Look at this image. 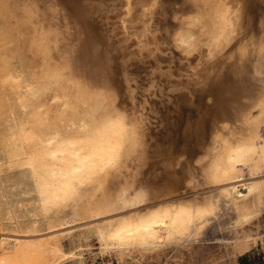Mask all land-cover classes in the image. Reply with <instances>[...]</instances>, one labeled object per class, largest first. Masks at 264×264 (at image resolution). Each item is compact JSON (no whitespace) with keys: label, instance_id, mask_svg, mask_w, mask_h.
Instances as JSON below:
<instances>
[{"label":"bare ground","instance_id":"1","mask_svg":"<svg viewBox=\"0 0 264 264\" xmlns=\"http://www.w3.org/2000/svg\"><path fill=\"white\" fill-rule=\"evenodd\" d=\"M40 1L42 4L43 0ZM73 3L88 32L86 45L95 48L98 45L95 31L92 32L90 27V17L97 13L103 19L106 16L116 20L115 29L123 34L124 43L132 40L134 44L148 47L152 44L149 42L152 41L154 17L164 0H75ZM252 3L254 0H184L185 6L176 7L174 12L186 16H178L179 23L173 27L172 37L180 45H185V50H194V29L198 27L207 40L210 54L222 49L226 51L231 40L243 28ZM109 12L114 15H108ZM198 32L201 34V31ZM51 35L47 34L49 38ZM43 43L46 42L39 45L43 46ZM175 46L178 47L177 44ZM95 48L86 56V60L79 57L86 62L85 71L95 68L92 83L74 80L70 88L67 86L65 68H53L51 65L45 67L36 78V75L30 77L23 68H11L4 75L0 74L3 76L0 77V86L2 84L9 89L7 92L12 93L8 113L0 128V173L5 171L14 180L15 187H20L28 197L27 212L31 218L29 226L20 227L22 218L20 220L19 215L7 209V219L16 226L10 229L2 217L3 204L6 203L0 199V264H58L68 257L73 258L76 253L66 252L57 238L67 231V225L79 218L81 220V217L97 221L93 224L103 252L117 253L121 258L137 254L140 260L141 257L154 256L172 247L178 255L174 256V261L164 264H218L216 261L213 263L208 255L200 258L202 249L199 247H202L200 242L203 238L200 237L206 223L217 213L223 200L229 202V207L235 212L236 234L226 244L233 258L237 260L240 255L249 252L259 239L264 243V232L244 231L247 222L264 207V98L261 89L256 94L243 77L244 82L237 83V79L236 86H231V82L227 86L219 85L220 93L215 97V107L211 112L203 110L198 120L190 122L187 127L188 131L202 135L207 116H211L209 122L212 128H206L210 131L207 132L210 140L197 151L194 165L187 171H181L178 165L184 162V156L172 155L166 162V182L157 184L148 180L144 186L135 188L133 183H126V180V184L120 183L122 186L119 188L120 185H117L119 189L111 192L113 186L108 189V185L113 173L131 166L128 164L130 158L143 163L146 148L130 116L128 118L125 111H119L108 96L110 91L106 88L110 81V60L108 54L97 52ZM254 50L252 44L242 45L240 57L249 58L255 53ZM255 51L258 53L255 70L262 75L264 46ZM204 52L198 56H204ZM81 60L78 59L77 64L83 66ZM243 60L247 62V59ZM203 69L202 64L197 63L195 69L191 70L192 75L199 78L198 83H206ZM3 87L0 89L4 90ZM248 97H253V103L248 101ZM115 175H118L117 172ZM130 177L131 173L128 175ZM207 213L212 214L202 216ZM77 225L80 227L79 222ZM43 230L48 233L44 235L45 232L41 233Z\"/></svg>","mask_w":264,"mask_h":264},{"label":"rangeland","instance_id":"2","mask_svg":"<svg viewBox=\"0 0 264 264\" xmlns=\"http://www.w3.org/2000/svg\"><path fill=\"white\" fill-rule=\"evenodd\" d=\"M74 1L75 0H43L41 4L40 0H0V68H2L0 69V74L4 75L5 71L10 70L11 68H23L30 77L33 78L36 75L34 77L36 78L42 74L44 69H46L47 67L49 68L51 65V67L53 68L54 66L55 68L56 66H60L58 68H65V76H68V78H66L68 80L67 86L70 88L74 84L71 83L74 82V80H80L82 82L90 83L92 78L94 79L93 76L95 73V68L91 69V71L89 72L85 71L86 65L84 64L86 62L82 61L80 58L85 57L86 60V56L90 55L94 51L95 47H92L93 45H86L85 43L88 40V32L86 31V27L82 18H80V16L75 11L73 3ZM32 2L36 4H33ZM37 2H39V5H37ZM43 3L45 4L43 5ZM27 4L29 5L26 6ZM164 4L159 7L158 12L154 17V20L156 21L153 20L154 23L152 29L154 30L151 33L152 41L149 42L152 43L153 46L152 44H150L148 47H142L136 43L134 44L132 40L124 43L122 41V38H124L123 34H119L117 32L118 30L115 29V19H111L106 16L103 19L99 17L97 13L90 17V27H92V32L95 31V38L98 39V45L95 49L97 52H103L105 55L108 54L107 56L109 58H107L110 60L108 61L109 66L111 67L109 76L110 81L107 84L106 88L108 91H110V93H108V96L111 100H113V104L120 109H118L119 111H125L124 113L128 118L130 116L129 119L130 121H132L131 123L135 125L134 127L137 129L139 135H141L139 136L140 140L142 141V143L144 142V148H146L144 150L146 154L144 159L146 160L143 159V163L134 160L135 158H133V160H131L130 158L128 164L132 167L126 166L127 169L126 167L122 168L125 169L124 171H116L118 175H115L116 172L113 173L110 179L111 183L109 182L110 186L108 185V189L113 186L110 189L111 192L117 191L122 186L120 183H133L135 188H140L144 186V184L148 182V180H152L157 184L166 182L168 176L166 162L172 155H175L177 157L184 156V162L178 165L180 167L177 166L181 171H187L191 165H194L196 163L197 151H199L201 146H203L208 140H210V135L209 133H207L210 131H208L207 129L212 128V126H210L211 122H209L211 121V116H207V125L205 126L207 129L204 128V132L202 135H200V133L198 134L195 131H193L194 133L188 131L187 127L190 122L197 121L204 111L211 112V109L215 107L214 100L220 93L219 85L223 84L227 86L228 83L230 84L231 82V86L234 84V86H236V82L238 83L240 81H243L244 78L245 83L251 85L256 94L262 91V95L264 98V73L262 72V75H260L261 72L255 70L258 61V53L255 50L259 49L261 45L264 46V0H254L251 9L247 12L243 28L236 34L235 38L231 40V43L228 45L230 47H227L226 51L225 49H222L211 54L210 51H208V45L206 44L207 40L202 33V30L198 27L195 28V26H192L193 28H195L193 38L196 40V48L194 50H185V45H180L174 39V37H172L173 27L179 23L178 16L180 15L174 11L175 9H177L176 7L180 8L185 6L184 0H164ZM51 6H54L53 8H51L53 11L50 9ZM34 10H36V13ZM24 11L28 12L25 13ZM47 11L49 14L47 13ZM180 11L182 12L183 10ZM27 14H29L30 16ZM44 14L48 17L49 20L44 16ZM51 15L54 18L56 17L57 20L55 21L54 18L51 17ZM108 15L113 16L114 14L112 12H109ZM27 16L30 17V19H28ZM43 16L49 22H45L47 20L44 19ZM180 16L184 18L186 15ZM38 17L44 20L41 21L40 19H38ZM34 19H38L40 22ZM110 25L113 26L110 27ZM37 27L39 28V32ZM47 27L49 28V30ZM51 27L52 31L50 30ZM40 28L42 30H40ZM43 28H45V30ZM197 29H199L198 31H201V34H198L200 32H198ZM51 33L54 36L55 34L59 36L54 37L51 35ZM58 33H60L61 35L63 34V36H60V34ZM47 34L48 36L51 35L50 38L52 39H50ZM107 35H109V37H107ZM203 39L205 41H203ZM50 41L53 43H50ZM175 41L178 47L175 46ZM42 42L46 43H43V46H40L39 44H41ZM51 44H53V46H51ZM124 44L126 45L125 47ZM244 44H252L255 48L254 52L256 53V56L255 53H253L249 58H244L243 56H241V58V48L242 45L245 46ZM200 45L202 48L200 47L199 50L202 53H200L198 50V47ZM155 48L156 50H154ZM238 49L239 51H237ZM233 51L235 53H233ZM203 52L204 56H198L203 55ZM237 52L240 54L238 55ZM222 54L224 55L222 56ZM74 58H76V60H74ZM239 58L240 61H238ZM78 59L81 60V62H84L82 63L83 66L77 64ZM243 59H247V62H245ZM69 60L70 63H67L69 62ZM63 61H65L66 64H63ZM250 61H252L251 65ZM197 63H201L202 68H204L202 70V74H204L205 76L206 83H198L199 78L195 75H192L193 71L191 70L195 69ZM244 63L246 65H244ZM240 64L242 66L244 65L243 68ZM67 65L71 67H68ZM237 67L239 69H237ZM3 68H5L6 70ZM1 70H3V72ZM171 73L173 74L172 77ZM71 74L73 77L71 76ZM1 75L0 77H3ZM71 78L73 81L71 80ZM81 78L84 80H82ZM1 79L2 78H0V80ZM85 80H87L88 82ZM93 81L94 80H92V82ZM257 82L259 83V85H261L259 86ZM176 85L179 87H176ZM0 87H3L2 84ZM3 88L4 90L0 89V128L1 126H3L2 122L4 121V118L8 113V105L10 104L12 96V93L10 91L7 92L9 89L7 90V88L5 87ZM1 90L4 92H1ZM228 92L229 95L230 91ZM112 94L113 98H111ZM248 99L250 103H253V97H248ZM189 100H192L193 102H190ZM116 102L118 105L116 104ZM186 130L188 131V133ZM190 136L194 139H191ZM131 161L133 162V164ZM133 166L136 168H134ZM119 172H121L122 174H120ZM129 172L131 173L130 178H128V175L130 176ZM114 175L115 177H113ZM122 175L124 177H122ZM132 175H134L135 177H133ZM135 178L136 180H134ZM130 179L132 180V182ZM116 182L119 184H117ZM117 185H120L118 186L119 188H117ZM0 199H3L6 203L3 204L4 208L2 211L4 213H2L4 215L2 214V217L4 218L3 221L4 223H6L7 227L10 226V229L16 227L11 224L9 219H7V209H11L14 213H16L17 216L19 215L18 217H20V220L22 218L20 227H26L30 225L31 218L27 212V203L29 201L28 197H26L22 193L20 187H15L14 180H12L5 171L0 173ZM222 202L223 203H221L220 207L217 210V213L206 223L203 229L204 232L200 237L201 239L203 238V241L200 242V245L202 247H199L202 249V252L199 253L200 258H202L203 255H208L210 256L211 260L214 261L213 263H215L216 261V263L219 262L218 264H223V262L224 264H264V243L262 239H259V242L255 246H253L249 252L240 255L237 260L233 258L226 244L236 234V219H234L235 212L231 207H229V202L225 200H223ZM9 205L10 207L12 205L13 206L10 208ZM257 215H255L256 217L254 216L255 218L253 217L251 219L252 221L250 220L249 222H247L244 227V231H246L247 233L256 231H259L261 233L264 232V207L262 208V210H260V213H257ZM81 218V220L79 218L76 221L72 222V224L69 225H72L71 227L67 225L65 231H70H66L65 233H63L65 237L62 233L59 234L58 237L60 239L57 238V242H59L60 244L62 243L61 246L64 247V250L66 252H74V254L76 253V255H74L75 257L73 256V258L68 257L62 261L63 263L61 262L58 264H164L167 261H174L175 257L178 255V252L174 251L172 247L165 248L160 252L155 253V257L153 256V254H150L147 255V257H141L140 260V256H138L137 254H133L132 256L126 255L127 257L125 256L121 258L117 253L112 254L105 251L104 253L102 250V245H100V238L98 237L95 231V225L93 224V222L97 221L84 217ZM5 219H7V221ZM78 222L80 223V227L77 225ZM76 226H78L79 229H77L78 227ZM74 227L76 229H74ZM41 233L46 235L48 231L43 230L41 231ZM173 252L177 253L174 254Z\"/></svg>","mask_w":264,"mask_h":264},{"label":"snow or ice","instance_id":"3","mask_svg":"<svg viewBox=\"0 0 264 264\" xmlns=\"http://www.w3.org/2000/svg\"><path fill=\"white\" fill-rule=\"evenodd\" d=\"M211 214H212V213L202 214V216H203V215H207V216H208V215H211ZM201 218H202V217H201Z\"/></svg>","mask_w":264,"mask_h":264}]
</instances>
